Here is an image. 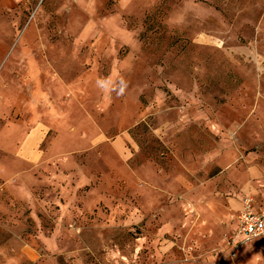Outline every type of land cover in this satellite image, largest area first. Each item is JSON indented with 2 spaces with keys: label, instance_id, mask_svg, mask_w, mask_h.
<instances>
[{
  "label": "rangeland",
  "instance_id": "374dc122",
  "mask_svg": "<svg viewBox=\"0 0 264 264\" xmlns=\"http://www.w3.org/2000/svg\"><path fill=\"white\" fill-rule=\"evenodd\" d=\"M246 188L264 0H0V264H264Z\"/></svg>",
  "mask_w": 264,
  "mask_h": 264
},
{
  "label": "built area",
  "instance_id": "2783aa9c",
  "mask_svg": "<svg viewBox=\"0 0 264 264\" xmlns=\"http://www.w3.org/2000/svg\"><path fill=\"white\" fill-rule=\"evenodd\" d=\"M237 228L226 244L232 256L236 255L239 249L264 235V202L260 206H254V198L245 196L242 200V207L237 213Z\"/></svg>",
  "mask_w": 264,
  "mask_h": 264
},
{
  "label": "crops",
  "instance_id": "0c3cea01",
  "mask_svg": "<svg viewBox=\"0 0 264 264\" xmlns=\"http://www.w3.org/2000/svg\"><path fill=\"white\" fill-rule=\"evenodd\" d=\"M34 138L36 139L37 137L34 135ZM37 159L38 157H37V154L36 153H34L33 155H32V157H31V159ZM254 188H246V189H244L243 191H242V195H241V197H240V199H239V201H233L232 202V205H233V207L235 208V225H234V229L233 230H235L236 228H237V224H238V221H237V213H238V211L241 209V207H242V200H243V198L245 197V196H251V197H253L254 198V196H255V194H256V192L253 190ZM264 201H258L257 200V198L255 199L254 198V206H260V205H262V203H263ZM264 237V235L262 236V237H260V238H258V239H261V238H263ZM257 240V239H256ZM256 240H254V241H256ZM254 241H252V242H254ZM252 242H249V243H247V244H245V245H243L242 247H241V249L243 248V247H245V246H248V245H250Z\"/></svg>",
  "mask_w": 264,
  "mask_h": 264
},
{
  "label": "clouds",
  "instance_id": "9594fccd",
  "mask_svg": "<svg viewBox=\"0 0 264 264\" xmlns=\"http://www.w3.org/2000/svg\"><path fill=\"white\" fill-rule=\"evenodd\" d=\"M97 85L102 89H108L110 88V82L108 80L102 79L97 81ZM126 88V81L121 79L119 82H117V85L115 87H111V91H115L117 95H122L124 90Z\"/></svg>",
  "mask_w": 264,
  "mask_h": 264
}]
</instances>
